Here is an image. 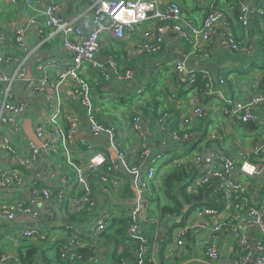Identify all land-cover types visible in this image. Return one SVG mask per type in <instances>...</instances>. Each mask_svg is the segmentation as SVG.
Instances as JSON below:
<instances>
[{
    "label": "built area",
    "instance_id": "1",
    "mask_svg": "<svg viewBox=\"0 0 264 264\" xmlns=\"http://www.w3.org/2000/svg\"><path fill=\"white\" fill-rule=\"evenodd\" d=\"M197 1L205 10L200 25L184 16L179 0H79L78 11L71 17L62 14L61 5L55 0H0L2 6L20 2L27 9L26 26H15L10 37L0 35V45H4L3 51L0 50V225L4 226H0V264H22L18 256L21 245L39 248L57 241L64 242L59 248L64 263L103 264L107 251L102 247L105 242L102 235L121 220L126 222L129 239L138 243L136 259L135 262L128 258L119 262L111 259L110 264H151L143 223L149 214L146 207L150 186L159 185L156 163L162 159L160 147L166 139L159 140V150L153 151L144 143L152 120L134 112L131 129L141 146L134 151L137 159L131 162L120 144L117 126L98 117L91 82L83 73L87 67L95 80L108 84L114 78L127 83L135 79L137 71L133 54L128 51L121 59L109 51L101 62L108 39L118 44L133 43L146 55L154 56L163 52L169 39L175 37L182 45L187 44V49L183 59L169 66L170 72L190 88L198 80L203 81L206 95L203 102H191L178 113L180 126L202 119L207 103L212 104V100L217 101L218 110L231 125L254 121L257 110L264 108V87L257 74L261 71L250 68L242 58L250 61L255 57L259 37L251 33L252 19H264V5L258 0H230L233 16L227 17L212 1ZM83 19L86 31L81 25ZM29 26L36 28L38 37L31 48L25 43ZM56 36L60 54L39 59L33 73H28V61ZM219 38L241 58L229 67L244 70L238 76L241 91L236 99L224 96L227 68L216 76L206 67L189 69L186 64L191 56L208 57L203 46ZM9 67L7 71L5 68ZM17 84L26 101L17 91ZM67 91L72 94L74 107L67 103ZM38 96L43 98V105L31 118L33 133L40 141L36 145L24 136L21 119L29 99ZM75 106L82 108L91 135L112 148L115 157L100 144L82 140L81 117ZM167 117L164 114L156 119L161 131ZM169 131L170 143L179 149L192 136L191 132L174 127ZM207 137L212 142L221 139L216 131L208 132ZM239 152L242 157L238 162L205 145L180 153L199 173L187 192L196 193L202 185L215 182L213 192L221 193L228 212L201 207L193 218L187 216L185 224H171L165 256L173 258L184 252L188 255L190 231L194 233L193 251L215 261L219 257L218 236L229 231L236 246L234 264H264V186L255 202H251L250 191L251 180L258 178L264 184V132L259 131L247 151ZM50 160L60 163L50 166ZM171 161L176 164L177 159ZM118 169L132 178L135 191L133 202L125 207L114 202L123 185ZM237 173L241 179L235 177ZM94 178L96 185L92 184ZM71 217L82 220L70 223ZM256 233L261 237L255 239Z\"/></svg>",
    "mask_w": 264,
    "mask_h": 264
},
{
    "label": "crops",
    "instance_id": "2",
    "mask_svg": "<svg viewBox=\"0 0 264 264\" xmlns=\"http://www.w3.org/2000/svg\"><path fill=\"white\" fill-rule=\"evenodd\" d=\"M61 5V12L65 17H71L76 15L79 8V0H55ZM183 8L184 16L192 19L197 25H200L205 17V10L203 7H199L197 0H179ZM205 3L212 1L215 4V7L221 10L227 17L233 16L232 14V2L230 0H203ZM260 5H264V0H258ZM27 9L22 3H17L12 6H2L0 3V35H7L10 37L12 34L13 28L26 26L27 23ZM82 27L87 30L84 19L81 21ZM251 33L254 36L259 37V41H262L264 44V19L260 17H253L252 19V30ZM241 43H244L242 37L238 35ZM38 40L36 28L34 26H29L26 28L25 32V43L28 48H31L36 41ZM261 46L263 47V45ZM4 45H0V50L3 51ZM187 49V44L182 45L181 41L177 38L172 37L169 39L166 48L158 55L150 56L146 55L144 52L140 51L135 44L127 43L123 41L121 44L115 43V41L108 39V48L101 53V62L104 61V56L109 51H114L119 58L123 59L128 55V51L133 54L134 65L137 69L135 74V79L127 82L120 83L117 82L114 78L111 79L108 84L103 85L97 83L94 77L88 73V68L84 70V77L91 82L93 90V98L95 103L98 106V117L103 121L117 126L120 135V144L128 152V158L131 162L137 159L134 151H139L141 146V141L138 140L136 133L131 129V117L134 112H139L142 115L144 113L157 115V118L151 121L148 132L149 135L145 136L144 143L148 144L153 151L159 150V140L166 139L165 145L160 147V152L162 154V159H159L156 163V174L157 180H159L158 191L155 194L152 190L150 194V202L148 201L147 210L149 211L148 217L145 218L143 223L147 237H148V249L151 258L158 255L159 244L165 241L167 245V236L171 231H167L165 238L161 239L157 243V236L163 231V227L168 225V229L172 223V219L175 223L178 222L182 211L185 208L186 202L180 197L179 191L173 192L174 197H177L181 202L182 211L180 213L174 214L173 217H170V214L160 215L157 210V202L152 201L156 196H159V201L162 202L165 199L171 204V201L168 200L163 194L162 188V178L165 176V173L168 170L173 169L176 165L187 166L192 162L188 159H183L182 151H191L196 146H209L215 147L216 152L219 155L231 157L235 161H239L242 157L239 151H247L252 145L254 137L259 133V131L264 132V108L258 109L253 124H242L237 123L231 125L225 115L221 113L217 108V101L212 100L213 103H207L208 107L206 108L205 115L202 119L195 121L191 125L180 126L177 119L179 112L187 109L191 102H203L206 95L203 94V91H200V86L197 84L188 87L185 82H181L177 75L171 73L169 66L175 60H180L174 56H182L185 54ZM204 53L208 56L201 58V56H191L187 61V67L189 69H199L200 67H206L211 70L216 76L221 73L223 68H227V88L224 90V96L230 99L238 98L241 88L239 87V74L244 71L240 67H230V65L237 64L241 60L239 56H236L231 51H229L224 39L219 38L217 40L210 41L207 45L203 46ZM264 49V48H263ZM61 52V46L58 37L50 38L41 49L38 51V54L33 56L27 63V71L32 74L35 68V65L41 58H46L52 55H59ZM264 53V52H263ZM248 65L251 62L247 58H242ZM231 63V64H230ZM255 63L253 66L260 69L261 72L257 73L264 80V54L258 53L255 55ZM229 64V65H228ZM7 71L9 68H5ZM177 77V81L175 79ZM100 80V79H99ZM106 86V87H105ZM105 87V89H104ZM145 88L141 93L139 90ZM16 89L21 93V87L17 84ZM243 90H245L243 88ZM176 93V95H174ZM67 103L74 107L72 101V94L67 91L66 95ZM180 96V97H179ZM29 104L25 115L21 119V126L23 118L26 115H30L31 118L34 113H36L43 105V98L41 96L29 99ZM216 105V107H215ZM76 111L81 117V128L79 130L82 140L90 144H100L106 151L107 148L104 146V141H100L94 138L89 129L87 122L84 118L82 108L80 106H75ZM168 114L167 119L164 120V130H160V126L157 123L158 117ZM175 128L178 131L187 130L192 133V136L188 142L185 143L180 149L176 148L170 143L169 133L171 128ZM210 131H216L220 134L221 139L218 141H209L207 138V133ZM156 141H158V146L156 147ZM82 151H86L83 149ZM85 154L83 153L82 156ZM177 159L176 164L169 163L170 159ZM193 166V164H191ZM194 167V166H193ZM195 169V167H194ZM192 174L191 176L189 174ZM118 174L121 176L123 185L121 191L117 193L114 201L115 204L120 207H125L131 205L135 197V191L132 183V178L123 170L118 169ZM188 177H186L184 185L191 184V182L198 176V170L193 172L186 171ZM235 177L242 178L241 174L237 173ZM234 178V177H232ZM161 179V180H160ZM260 179H254L250 182V191L252 194L251 202H255L261 196V188L264 186ZM206 186L199 187L198 190L205 191L209 188L206 196L207 200L211 205H214L220 210H223L224 213H227L228 210L224 208V203L221 200V193L216 192L217 194H210L213 188V185L205 184ZM197 190V191H198ZM186 194H190L187 193ZM210 194V195H209ZM220 194V196L218 195ZM220 197V200H219ZM218 198V199H217ZM222 202V203H221ZM155 204V206H152ZM189 213L180 221L181 224H185L187 221V216L191 215L192 218L195 216L196 209L189 206ZM2 227H4L2 225ZM7 228V227H5ZM117 228L110 232V235H113V232H116ZM126 233V231H125ZM193 232L188 231L187 234V248L189 256L184 257V261L178 262L174 261L170 264H234L236 260V246L232 240L231 233L229 231H223L218 237V248H219V257L215 261H211L207 257H200L197 255V251H193ZM255 239L261 237L259 233L254 234ZM102 238L105 242L102 244V247L106 249V261L102 262L103 264H110L111 259H115L122 254L123 248L120 246L115 247V244L112 238H107L105 234L102 235ZM123 244V243H121ZM115 256V257H114Z\"/></svg>",
    "mask_w": 264,
    "mask_h": 264
},
{
    "label": "trees",
    "instance_id": "3",
    "mask_svg": "<svg viewBox=\"0 0 264 264\" xmlns=\"http://www.w3.org/2000/svg\"><path fill=\"white\" fill-rule=\"evenodd\" d=\"M262 44V41H259V44L257 45V51H256V54L257 55L258 53H262L264 54V44L263 47L261 46ZM251 65H249L250 68H253L255 66H253V64H256L255 63V57L251 60V62L249 63ZM264 66V64H263ZM264 69V67H263ZM264 73V71H263ZM97 83H101V85H103L104 83L102 82V80H97L96 81ZM99 83V84H100ZM197 86L199 85L200 86V91H203V81L201 80H198V82L196 83ZM263 87H264V80H262V84H261ZM144 117H149L151 118V120H154L155 118H157V115H152V114H148V113H144L143 114ZM158 146V141H156V147ZM195 169L194 167L189 164L187 166H183V165H176V167H174L173 169L171 170H168L166 173H165V176H163L162 178V192L163 194L165 195V197L171 201V204H169L167 202V204H159V196H156L154 197L152 200L157 202V210L159 211L160 215H166V214H170V215H174L176 213H180L182 211V208H181V202L178 200L177 197H174V194L173 192L175 191H179V194H180V197L182 198V200H184L188 206H191V208L193 209H196V208H201V207H215L214 205H211L210 202L207 200V198L203 197V196H206L207 192L209 191V188L208 189H205V191H201L198 190L199 188H197V192L196 193H190V194H186L187 192V187L188 185L190 184H187L184 185L185 183H183V181H185L187 174H186V171H190V172H193ZM190 176L192 175L191 173L189 174ZM96 182H97V178H94L93 181H92V184L93 185H96ZM208 185V184H207ZM210 185H213V188H212V191H211V195L212 194H217L215 192H213V189L215 187V182H211ZM206 186V185H204ZM202 186V187H204ZM159 185H151L150 186V190H149V193L151 194L152 193V190L155 194H157V189H158ZM201 189V187H200ZM157 190V191H155ZM188 193V192H187ZM209 194V195H210ZM220 196V194H218ZM218 199V198H217ZM219 200H220V197H219ZM150 202V198L148 200ZM116 202V201H114ZM222 203V202H221ZM217 208V207H215ZM189 209H187V211L185 212L184 216L185 217L187 215V213H189ZM183 213V211H182ZM181 213V214H182ZM147 217H148V214H147ZM82 218L81 217H78V219H75V217H71L68 219V221L70 223H73L75 221H81ZM170 223H175V221H170ZM117 228V231L116 232H113V235H110V230L104 232L103 234L106 235L107 238H112L114 244H115V247L118 248V247H122L123 248V251H122V254L118 257H116L114 259L115 262H119V260L121 259H125V258H128L130 259L132 262H135V255L137 253V248H138V243L136 241H131L129 239V237L127 236V234L125 233V230H126V222L124 220H121L117 223L116 227ZM114 228V229H115ZM63 241H57L53 244H47V243H44L43 246L39 247V248H36L34 245H27V244H24V245H21L19 248H18V256L22 262V264H33L35 263V260L36 258L39 260V263L40 264H82V262L80 261H75V262H68V263H64L62 261V258L60 257V251H59V248L63 245ZM123 243V244H121ZM164 242L160 243L158 246H159V251H158V255L153 258H151V264H170L174 261H178V262H181V261H184V257L187 256L185 255L184 256V253L183 254H180L179 256H175L173 258H169L167 256H165L164 254ZM187 250V249H186ZM185 250V251H186ZM189 250V248H188ZM190 251V250H189ZM190 254V253H189ZM188 254V256H189ZM115 257V256H114ZM85 259V258H83Z\"/></svg>",
    "mask_w": 264,
    "mask_h": 264
},
{
    "label": "water",
    "instance_id": "4",
    "mask_svg": "<svg viewBox=\"0 0 264 264\" xmlns=\"http://www.w3.org/2000/svg\"><path fill=\"white\" fill-rule=\"evenodd\" d=\"M174 57L177 58V59H180V60L183 59L182 56L181 57L180 56L179 57L178 56H174ZM20 96H21V98L23 100H25V101L27 100L26 97L24 96V94L22 93V91L20 93ZM31 121L32 120H31V116L30 115H26L23 118L22 131H23L24 136L27 139L31 140L36 145H39L40 144V141L38 140V138L36 137V135L33 133V130H32V122ZM247 124L248 125H251V124H253V122L251 121V122H248ZM104 146L110 152V155L112 157H115L116 156L115 153L113 152L114 150L112 148H110L106 143L104 144ZM188 208H189V206L188 205H185V208L183 210V213L180 215V218L178 219V222L177 223H180V221L182 220V218H183V216H184V214H185V212L187 211ZM162 229H163V231L157 236V243H159V241L161 239L165 238L166 233L168 231V225L164 226Z\"/></svg>",
    "mask_w": 264,
    "mask_h": 264
},
{
    "label": "rangeland",
    "instance_id": "5",
    "mask_svg": "<svg viewBox=\"0 0 264 264\" xmlns=\"http://www.w3.org/2000/svg\"><path fill=\"white\" fill-rule=\"evenodd\" d=\"M48 163H49L50 166H52L53 163H60V161L55 162V161H53V160H50ZM152 201H153V200H152ZM167 202H168V201L165 199V200L162 201V202L159 201V204L163 205V204H167ZM152 206H155V204H152ZM2 225H3V224H1L0 226H2ZM113 230H114V229H111L110 231H113ZM16 243H18V241H17ZM8 249H10V247H9ZM33 264H40V263H39V260L36 258L35 263H33Z\"/></svg>",
    "mask_w": 264,
    "mask_h": 264
},
{
    "label": "clouds",
    "instance_id": "6",
    "mask_svg": "<svg viewBox=\"0 0 264 264\" xmlns=\"http://www.w3.org/2000/svg\"><path fill=\"white\" fill-rule=\"evenodd\" d=\"M170 228V227H169ZM169 230V229H168Z\"/></svg>",
    "mask_w": 264,
    "mask_h": 264
}]
</instances>
